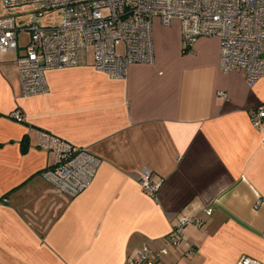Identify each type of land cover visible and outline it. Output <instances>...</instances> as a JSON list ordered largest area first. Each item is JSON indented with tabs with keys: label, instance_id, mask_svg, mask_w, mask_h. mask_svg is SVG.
<instances>
[{
	"label": "crops",
	"instance_id": "obj_1",
	"mask_svg": "<svg viewBox=\"0 0 264 264\" xmlns=\"http://www.w3.org/2000/svg\"><path fill=\"white\" fill-rule=\"evenodd\" d=\"M28 37L0 53V264H125L143 246L163 247L180 216L201 225L155 264H264V118L260 130L251 122L264 77L249 87L241 71L223 73L217 38L183 53L180 24L155 20L152 64L111 79L87 53L84 66L45 71L47 93L22 97L15 62ZM39 132L100 159L76 197L40 176L54 155ZM142 170L161 181L155 197L135 177Z\"/></svg>",
	"mask_w": 264,
	"mask_h": 264
},
{
	"label": "built area",
	"instance_id": "obj_2",
	"mask_svg": "<svg viewBox=\"0 0 264 264\" xmlns=\"http://www.w3.org/2000/svg\"><path fill=\"white\" fill-rule=\"evenodd\" d=\"M6 10L35 6L33 20L19 25L14 16L0 18V53L19 48L18 33L27 32L28 42L16 59L20 95L31 97L48 92L44 72L75 68L87 64L111 79H124L132 64H152L154 60L152 25L158 20L164 27L180 24L182 52H190L200 38L219 40V68L223 73L241 71L251 87L264 77V0H1ZM50 13L62 15L58 26H43L38 19ZM122 44L124 52L118 54ZM218 96L226 99L223 92ZM10 117L23 122L20 109ZM264 106L252 114V125L262 129ZM38 146L54 155V164L40 176L58 193L72 199L92 182L100 159L82 147H75L53 135L39 132ZM142 190L156 195L160 182L151 172L135 176ZM211 209H206L210 214ZM188 225L201 222L187 216L176 220L167 243L157 251L147 246L128 257L125 264H155L167 253L168 246L180 242ZM264 237V231H263ZM236 264H262L242 256Z\"/></svg>",
	"mask_w": 264,
	"mask_h": 264
},
{
	"label": "rangeland",
	"instance_id": "obj_3",
	"mask_svg": "<svg viewBox=\"0 0 264 264\" xmlns=\"http://www.w3.org/2000/svg\"><path fill=\"white\" fill-rule=\"evenodd\" d=\"M36 9H37V7H35V6H27V7L17 9V10H15V9L10 10V13L13 15H16L17 24L27 25V24L32 22V20H33L32 12H34ZM4 12H6V11L4 10V8L2 6V2L0 0V14H2ZM17 14H22V15H17ZM37 22L43 26H58L62 22V15L59 13H50V14H47L44 17L38 19ZM116 52L118 54H122L124 52V48H123L122 44L117 46Z\"/></svg>",
	"mask_w": 264,
	"mask_h": 264
},
{
	"label": "trees",
	"instance_id": "obj_4",
	"mask_svg": "<svg viewBox=\"0 0 264 264\" xmlns=\"http://www.w3.org/2000/svg\"><path fill=\"white\" fill-rule=\"evenodd\" d=\"M21 150L22 152H25L27 150V144L26 141H22L21 142Z\"/></svg>",
	"mask_w": 264,
	"mask_h": 264
},
{
	"label": "bare ground",
	"instance_id": "obj_5",
	"mask_svg": "<svg viewBox=\"0 0 264 264\" xmlns=\"http://www.w3.org/2000/svg\"><path fill=\"white\" fill-rule=\"evenodd\" d=\"M29 98V97H28ZM175 223V222H174Z\"/></svg>",
	"mask_w": 264,
	"mask_h": 264
}]
</instances>
